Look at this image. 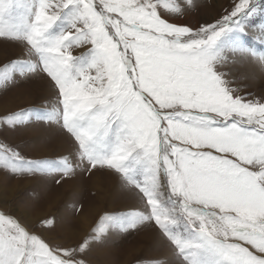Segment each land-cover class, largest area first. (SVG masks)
<instances>
[{
    "label": "snow or ice",
    "instance_id": "1",
    "mask_svg": "<svg viewBox=\"0 0 264 264\" xmlns=\"http://www.w3.org/2000/svg\"><path fill=\"white\" fill-rule=\"evenodd\" d=\"M195 0H0V90L46 76L56 100L43 113L0 117L18 129L31 116L55 124L67 155L33 160L0 142L8 177L114 176L137 205L105 214L75 245L53 246L0 210V264H91L115 225L154 228L164 255L148 264H264V96L242 94L233 66L256 65L247 46L259 2L198 28L173 21ZM259 40L264 46V24ZM252 75H255L253 73ZM142 264V262H138Z\"/></svg>",
    "mask_w": 264,
    "mask_h": 264
},
{
    "label": "rangeland",
    "instance_id": "2",
    "mask_svg": "<svg viewBox=\"0 0 264 264\" xmlns=\"http://www.w3.org/2000/svg\"><path fill=\"white\" fill-rule=\"evenodd\" d=\"M252 2H259L261 7L249 18L253 27L246 43L261 52L264 46L259 40V26L264 24V0ZM195 3V8L173 22L193 29L214 23L226 14L225 9H232L234 0H195ZM20 54L21 48L16 44H0V62ZM233 72L242 94L264 96V73L256 65L236 64ZM55 100L56 89L46 76L21 81L0 90V117L21 110L43 114ZM0 142L17 147L33 160H57L70 150L66 134L35 115L18 129L0 128ZM58 178L39 174L12 178L0 172V210L38 233L43 221H52L54 230L43 231L42 235L53 246L77 244L92 233L100 217L106 213L123 215L138 203L114 176L78 172L60 183L56 182ZM164 252L154 228L144 227L124 234L113 225L106 242L93 249L89 260L91 264H148L151 258L161 257Z\"/></svg>",
    "mask_w": 264,
    "mask_h": 264
},
{
    "label": "bare ground",
    "instance_id": "3",
    "mask_svg": "<svg viewBox=\"0 0 264 264\" xmlns=\"http://www.w3.org/2000/svg\"><path fill=\"white\" fill-rule=\"evenodd\" d=\"M202 4V3H201Z\"/></svg>",
    "mask_w": 264,
    "mask_h": 264
}]
</instances>
